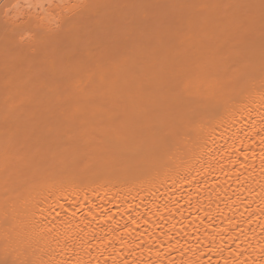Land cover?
<instances>
[{"label": "bare ground", "instance_id": "6f19581e", "mask_svg": "<svg viewBox=\"0 0 264 264\" xmlns=\"http://www.w3.org/2000/svg\"><path fill=\"white\" fill-rule=\"evenodd\" d=\"M262 158L264 0H0V264H264Z\"/></svg>", "mask_w": 264, "mask_h": 264}, {"label": "snow or ice", "instance_id": "6c2138e0", "mask_svg": "<svg viewBox=\"0 0 264 264\" xmlns=\"http://www.w3.org/2000/svg\"><path fill=\"white\" fill-rule=\"evenodd\" d=\"M14 7H16V6H14ZM262 159H264V158H262Z\"/></svg>", "mask_w": 264, "mask_h": 264}]
</instances>
